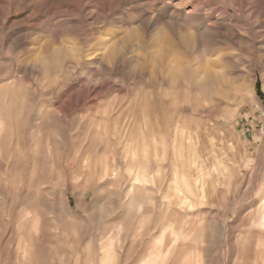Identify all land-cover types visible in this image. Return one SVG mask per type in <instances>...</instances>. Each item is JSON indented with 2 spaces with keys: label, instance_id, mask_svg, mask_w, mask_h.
I'll list each match as a JSON object with an SVG mask.
<instances>
[{
  "label": "rangeland",
  "instance_id": "obj_1",
  "mask_svg": "<svg viewBox=\"0 0 264 264\" xmlns=\"http://www.w3.org/2000/svg\"><path fill=\"white\" fill-rule=\"evenodd\" d=\"M263 196L264 0H0V264H264Z\"/></svg>",
  "mask_w": 264,
  "mask_h": 264
},
{
  "label": "bare ground",
  "instance_id": "obj_2",
  "mask_svg": "<svg viewBox=\"0 0 264 264\" xmlns=\"http://www.w3.org/2000/svg\"><path fill=\"white\" fill-rule=\"evenodd\" d=\"M55 1V0H54ZM55 3V2H54ZM262 201H264V196L262 197ZM264 212V211H263ZM262 221H264V215L261 217Z\"/></svg>",
  "mask_w": 264,
  "mask_h": 264
}]
</instances>
